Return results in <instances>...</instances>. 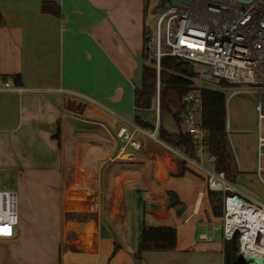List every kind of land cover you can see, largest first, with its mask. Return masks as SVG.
Here are the masks:
<instances>
[{"label":"crops","instance_id":"crops-1","mask_svg":"<svg viewBox=\"0 0 264 264\" xmlns=\"http://www.w3.org/2000/svg\"><path fill=\"white\" fill-rule=\"evenodd\" d=\"M46 1L59 5L60 16L42 12ZM144 2L0 0V77L20 75L28 89H0V174L13 176L17 188L46 186L53 205L49 216L34 202L19 210L17 258L9 264H224L222 233L210 229L220 220L207 193L211 162L188 161L177 176L183 158L142 128V149L114 158L123 144L118 128L137 126L133 79L148 26ZM254 143L257 156V132ZM168 191L184 206L168 207ZM142 222L175 226L177 249L135 260ZM37 234L52 242L49 263L43 246L22 245Z\"/></svg>","mask_w":264,"mask_h":264},{"label":"built area","instance_id":"built-area-1","mask_svg":"<svg viewBox=\"0 0 264 264\" xmlns=\"http://www.w3.org/2000/svg\"><path fill=\"white\" fill-rule=\"evenodd\" d=\"M148 60L156 65L157 79L161 60L175 57L191 63L197 75L195 86L184 98V125L192 136L196 158L187 157L184 149L163 145L185 161L202 165L205 160L213 164L206 184L210 191L222 192L224 215L214 227L221 231L224 241L238 238L240 252L264 258V203L246 199L223 171L215 168L216 157L207 155L206 138L202 128L204 90L252 93L257 96V165L262 179L264 173V0H192L169 5L157 18L147 43ZM226 83V84H224ZM159 87V83H158ZM0 89L22 93L28 89L14 85L11 78L0 77ZM228 97V100H229ZM151 110L160 120L159 94ZM140 127L130 129L121 125L116 139L122 147L114 158L125 155L127 148L142 149L136 138ZM229 126L227 125V131ZM157 136V127L153 134ZM157 138V137H156ZM263 180V179H262ZM18 191L0 190V238H12L19 222Z\"/></svg>","mask_w":264,"mask_h":264},{"label":"trees","instance_id":"trees-1","mask_svg":"<svg viewBox=\"0 0 264 264\" xmlns=\"http://www.w3.org/2000/svg\"><path fill=\"white\" fill-rule=\"evenodd\" d=\"M148 5L149 0H145ZM171 4V0H159L157 10L163 13ZM42 12L60 16V7L55 2H44ZM2 14L0 12V23ZM151 31L144 29V47L141 58L145 61L141 69V85L134 86V105L136 107L134 120L138 127L147 130H156V117L146 119L143 112L151 111L153 99L159 94L160 98V124L157 127V137L171 147L184 149V154L190 158H196L195 146L192 136L184 126L185 105L183 98L196 84V72L194 66L186 60L175 57H164L161 60V72L159 81L155 63L148 60L147 43ZM11 78L14 85L20 84V75L4 76ZM159 83V87H158ZM226 84V83H224ZM227 91L204 90L202 92L203 116L202 128L206 138L207 155L216 157L215 168L226 174L227 180L236 185L237 162L231 146L227 131ZM163 113H169L176 123V131L168 130L162 123ZM179 171L177 176H183L187 171V161L177 158ZM211 211L214 217L221 218L224 215V198L222 192L207 190ZM168 207L179 208L184 205L173 192H167ZM239 248L238 238L233 241H224V264H240L237 260ZM119 249L115 245L114 253ZM177 249V230L169 224L148 225L142 222L138 235L137 250L134 259L140 262L146 251L167 252ZM60 264L62 262L60 261Z\"/></svg>","mask_w":264,"mask_h":264},{"label":"rangeland","instance_id":"rangeland-1","mask_svg":"<svg viewBox=\"0 0 264 264\" xmlns=\"http://www.w3.org/2000/svg\"><path fill=\"white\" fill-rule=\"evenodd\" d=\"M159 0H149L147 5L148 7V26L149 30L152 32L154 30V25L159 17L160 13L157 10ZM145 3V2H144ZM144 60L141 58L140 67L134 74L133 82L135 86L141 85V69L144 64ZM227 97H229L230 92H226ZM158 96V95H157ZM156 96V97H157ZM155 97V98H156ZM154 100V99H153ZM257 103V96L252 93H237L231 97L229 100L227 99V125L229 126L228 135L231 146L233 148V152L236 158L237 165L240 166L238 169L237 166V181L235 187L238 190H243L245 193L243 196L251 201H261L264 203V173L262 174V179L258 176L256 172V145L254 143L255 132H257L258 119L257 112L255 109ZM153 110L143 112V116L146 119H154L156 117V113ZM157 126L160 124V120L156 117ZM162 123L163 125L170 131H176V123L171 117L169 113H163L162 115ZM185 126V125H184ZM155 130L151 131L152 139L159 140L153 135ZM160 143V142H159ZM162 147L163 144L160 143ZM241 164V165H240ZM2 174V173H1ZM0 174V190L3 189H12L16 188L18 191V202H19V210H22V207L27 208L29 204L34 202L35 210L38 212H44L46 210L47 215L49 216V212H53V205L50 203V194L48 193L50 190L46 186H36V187H16V180L12 176V179H9V174ZM44 194L47 198L48 203L45 202ZM32 207V208H33ZM47 207V209H46ZM221 222V218L219 221L213 220L212 229L215 225H219ZM39 229V227H37ZM211 231V230H210ZM217 239L221 241L222 235L220 232L216 233ZM15 239L16 234L12 238H0V264L1 262L4 264L12 263L16 261L15 254ZM51 241L47 237V235H31L28 237L27 242L22 245L25 247L26 245H41L46 249V260L49 263L51 261L49 257L48 250L51 246ZM64 255V251H63ZM62 260V258H61ZM64 260V259H63ZM64 264V263H63Z\"/></svg>","mask_w":264,"mask_h":264},{"label":"water","instance_id":"water-1","mask_svg":"<svg viewBox=\"0 0 264 264\" xmlns=\"http://www.w3.org/2000/svg\"><path fill=\"white\" fill-rule=\"evenodd\" d=\"M192 0H171V5H176L179 2L184 3H191ZM239 2L246 3L248 0H238ZM159 119V118H158ZM159 121V120H158ZM100 235L102 238H109L110 234L105 229V226H101V232ZM240 264H264V258L259 255H244V253L240 252V255L237 259Z\"/></svg>","mask_w":264,"mask_h":264}]
</instances>
